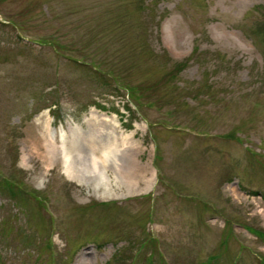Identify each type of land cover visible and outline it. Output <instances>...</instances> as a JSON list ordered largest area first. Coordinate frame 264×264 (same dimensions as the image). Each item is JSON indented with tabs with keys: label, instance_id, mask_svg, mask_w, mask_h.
<instances>
[{
	"label": "rangeland",
	"instance_id": "1",
	"mask_svg": "<svg viewBox=\"0 0 264 264\" xmlns=\"http://www.w3.org/2000/svg\"><path fill=\"white\" fill-rule=\"evenodd\" d=\"M91 109L148 177L48 154ZM4 177L0 264H264V0H0Z\"/></svg>",
	"mask_w": 264,
	"mask_h": 264
},
{
	"label": "bare ground",
	"instance_id": "2",
	"mask_svg": "<svg viewBox=\"0 0 264 264\" xmlns=\"http://www.w3.org/2000/svg\"><path fill=\"white\" fill-rule=\"evenodd\" d=\"M96 111L97 110L95 109H91V113H93L92 118H85L87 125L92 126V128L90 129L88 135L83 138V140L80 138L82 136H80L78 133H75L74 131H71L68 135H65L62 131V134L60 135V146H57L54 139H50L46 144L48 154H50L54 159L55 156L61 154L65 173L68 176L81 173L87 175L88 177L95 178L96 180L98 179L96 181L97 187L103 186L106 188L105 186L107 178L104 176V171H107V168L109 167H113L114 170L120 174L118 177L123 183H133L134 181L136 182L137 179L139 180L140 178L143 179L148 177L150 174L148 173L146 167L140 166L139 163H136L134 159L131 160V163L128 165V167L123 168L122 165L117 162L115 157L119 154V152H115L117 150L113 149L114 145L111 146L112 159H110L111 156L108 158L104 151L101 152V154L98 152L100 147H104V145H108L110 147L111 143L109 141H103L101 144L98 143L99 137L102 133L100 127H102V124L106 123L107 121L105 118H100L99 116L94 117V112ZM45 126H48L47 121H45ZM125 139H128V141L123 140L122 142L125 141L127 144H130L129 148H131V141L128 137H125ZM78 141H84L90 150V157L87 161L82 159V154L79 148L76 146ZM129 150L131 151V149ZM126 154L130 158H133L135 155L132 152H126ZM113 180H116V177H114ZM115 185L118 186L119 184L115 182Z\"/></svg>",
	"mask_w": 264,
	"mask_h": 264
},
{
	"label": "trees",
	"instance_id": "3",
	"mask_svg": "<svg viewBox=\"0 0 264 264\" xmlns=\"http://www.w3.org/2000/svg\"><path fill=\"white\" fill-rule=\"evenodd\" d=\"M83 65H88V64H83ZM91 66V67H90ZM89 67H87V68H89L90 70H93L94 71V73L96 74V75H98V72H97V70L95 69V68H93V65H90ZM86 68V67H85ZM103 83L106 85V87L107 88H109V89H111V90H113V91H116V90H118L117 89V87H113V86H110V82L109 81H107V80H105V79H103ZM124 88V87H123ZM129 88V87H128ZM129 90V89H128ZM129 92H131V90H129ZM129 109V108H128ZM5 185H7V186H11V188H12V190H13V192H14V194L15 193H17L19 190H22L23 188H22V186L20 185H17V182H14V181H9L8 180V178L7 177H4V178H1L0 179ZM20 192V191H19ZM256 233H257V235L259 236V237H261V239H264V231H255ZM126 257H128V255H126L123 259H124V261H116V263H118V262H121V264H125L124 262H125V260H126Z\"/></svg>",
	"mask_w": 264,
	"mask_h": 264
}]
</instances>
